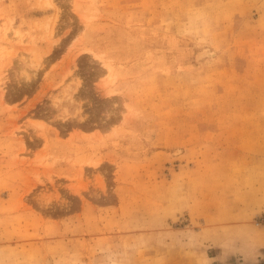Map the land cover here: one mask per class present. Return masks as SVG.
I'll return each mask as SVG.
<instances>
[{
	"label": "rangeland",
	"instance_id": "1",
	"mask_svg": "<svg viewBox=\"0 0 264 264\" xmlns=\"http://www.w3.org/2000/svg\"><path fill=\"white\" fill-rule=\"evenodd\" d=\"M0 264H264V0H0Z\"/></svg>",
	"mask_w": 264,
	"mask_h": 264
},
{
	"label": "bare ground",
	"instance_id": "2",
	"mask_svg": "<svg viewBox=\"0 0 264 264\" xmlns=\"http://www.w3.org/2000/svg\"><path fill=\"white\" fill-rule=\"evenodd\" d=\"M200 56H210V57H212L213 53L209 49H205L204 51H202Z\"/></svg>",
	"mask_w": 264,
	"mask_h": 264
}]
</instances>
